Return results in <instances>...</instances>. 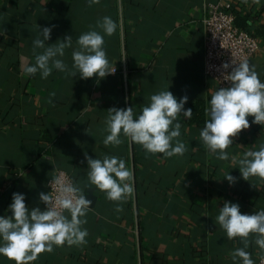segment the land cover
I'll list each match as a JSON object with an SVG mask.
<instances>
[{
  "label": "crops",
  "instance_id": "obj_1",
  "mask_svg": "<svg viewBox=\"0 0 264 264\" xmlns=\"http://www.w3.org/2000/svg\"><path fill=\"white\" fill-rule=\"evenodd\" d=\"M218 1L99 0L89 6L87 0H0V215L13 192L24 193L28 207L43 209L39 193L59 170L92 200L82 226L87 242L54 246L31 264H238L232 253L243 244L228 239L214 217L225 200L239 203L242 213L264 208V178L243 179L238 164L264 142V126L249 116L250 127L234 138L226 161L200 139L205 109L219 88L204 73L202 7ZM227 1L236 26L259 40L249 62L264 81V0ZM105 15L118 23L104 45L116 72L99 82L56 70L47 79L23 73L22 65L35 62L39 26H54L47 43L68 34L75 44ZM65 61L71 66V49ZM167 88L178 98L187 95L185 108L193 111L191 119L181 113L182 156L146 155L127 139L118 146L103 143L108 109L132 106L139 113L152 94ZM85 153L126 160L134 191L121 211L89 184ZM229 171L237 177L234 185L224 179ZM247 250L255 263L264 257L254 242ZM0 264L15 262L0 256Z\"/></svg>",
  "mask_w": 264,
  "mask_h": 264
},
{
  "label": "clouds",
  "instance_id": "obj_2",
  "mask_svg": "<svg viewBox=\"0 0 264 264\" xmlns=\"http://www.w3.org/2000/svg\"><path fill=\"white\" fill-rule=\"evenodd\" d=\"M98 2L87 0L89 6ZM53 27L39 26L38 35L32 40L35 62L22 65L25 75L39 73L41 79H47L56 70L72 77L79 74L85 80L95 77L99 82L116 71L104 47L105 35L112 36L118 30V23L111 16L98 19L95 26L76 37L75 44L68 34L55 43H47ZM66 49H71V66L65 61ZM223 68L231 69L224 76L230 86L219 87L211 95L205 109L208 118L199 136L210 153L226 161L230 156L227 149L233 145L234 138L250 127L249 116L253 117L251 123L264 126V81L247 60L226 61ZM187 101V95L178 98L167 88L152 94L139 113L132 106L108 109L103 143L118 146L127 139L141 145L146 155L182 156L187 149L180 138L181 113L188 119L193 115L191 108H185ZM85 156L89 184L103 191L109 200L116 202V211H121L122 202L134 191L133 174L126 160L116 155L92 158L85 153ZM238 164L243 179L264 178V142L245 151ZM224 179L230 185L237 182L230 171ZM50 185H55V194L53 190L39 193V200L45 205L43 209L28 207L26 195L13 192L6 213L0 215V256L15 264H31L42 252L53 251L54 246L87 242L88 230L82 226L87 223L92 200L78 184L65 182L63 173L52 177ZM214 221L228 239L239 238L243 244L233 251V260H238V264H255L247 249L254 242L264 250V208L252 214L242 213L239 203L225 200ZM260 264H264V257L260 258Z\"/></svg>",
  "mask_w": 264,
  "mask_h": 264
},
{
  "label": "built area",
  "instance_id": "obj_3",
  "mask_svg": "<svg viewBox=\"0 0 264 264\" xmlns=\"http://www.w3.org/2000/svg\"><path fill=\"white\" fill-rule=\"evenodd\" d=\"M202 13L204 14L202 21L204 73L218 87H228L230 81L225 80L224 76L226 71L231 69L225 70L224 62L249 61L260 50L259 40L252 33L236 26V15L227 0L205 3ZM61 173L65 182L74 183L73 177L65 171L59 170L55 176ZM51 180L47 183V192L53 190L55 194V185H50ZM255 264H260V259Z\"/></svg>",
  "mask_w": 264,
  "mask_h": 264
},
{
  "label": "water",
  "instance_id": "obj_4",
  "mask_svg": "<svg viewBox=\"0 0 264 264\" xmlns=\"http://www.w3.org/2000/svg\"><path fill=\"white\" fill-rule=\"evenodd\" d=\"M133 169H134V165H133Z\"/></svg>",
  "mask_w": 264,
  "mask_h": 264
},
{
  "label": "trees",
  "instance_id": "obj_5",
  "mask_svg": "<svg viewBox=\"0 0 264 264\" xmlns=\"http://www.w3.org/2000/svg\"><path fill=\"white\" fill-rule=\"evenodd\" d=\"M243 30V29H242ZM246 30V29H245Z\"/></svg>",
  "mask_w": 264,
  "mask_h": 264
}]
</instances>
